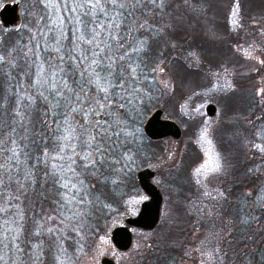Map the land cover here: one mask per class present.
Masks as SVG:
<instances>
[{"label":"rangeland","instance_id":"1","mask_svg":"<svg viewBox=\"0 0 264 264\" xmlns=\"http://www.w3.org/2000/svg\"><path fill=\"white\" fill-rule=\"evenodd\" d=\"M8 1L22 3L21 0L6 2ZM40 1L41 9L35 7L30 0V3L24 7L21 4L19 12L21 22L17 33L23 38V46L25 43L23 52L26 56L25 60L29 59L27 63L29 70L25 76L28 78L33 76V83L32 81L24 83L25 89L21 98L26 100L31 95L35 96L34 91L39 89L40 97L46 92H51L57 102L61 103L66 119L64 123L69 125V120L72 121V128L64 127L62 137L58 141L59 148L64 146L63 152L59 150L54 153L45 150L43 155V158L47 157L45 163H48L52 156L62 157L54 161L51 159V170L70 203L69 213L65 218L69 222L63 219L62 227L55 225L57 229L51 228L53 231L46 233L52 242L47 250L52 249L54 252L55 249L56 254L59 251V255L62 256V262L58 259L57 264H100L103 257L111 258L115 264H130L138 254L146 250L158 249L164 246L163 242L170 243L174 248L173 245L177 240H179L178 248L182 247L183 243L186 244L179 257L181 264H255L254 260L251 262L247 254L249 247L243 246L245 242H250L251 236L248 234L249 238L246 237V239L236 237L243 232L236 233L233 214L224 215L220 204L224 198L226 202L236 198L231 192V182L235 175H238L239 172L236 173V171L240 166L236 164L237 161L235 164L231 162L232 152H235L236 148H241L245 153L250 154L264 152V18L257 20L261 22L251 23L255 33L253 29L250 32L242 28L240 24L237 26L242 29L238 31L234 29V24L229 25L231 20L226 22L224 27L220 24L217 26L208 24V20L213 18V11L215 10L218 17L222 13L223 6L212 9L210 13L212 6L208 1L196 0L198 4L193 7V11H191L192 8L185 9L179 1H172L166 13L159 16L162 26L157 31L160 32V38L169 43L170 40H176L177 44L174 42L169 45L176 51L179 45L178 40L175 36L167 37L166 31L176 35L181 34L182 31L186 35L187 31L190 34L187 38L196 41L204 40L206 32L209 37L217 40L216 44L222 43L226 37L229 43H234L233 49L229 52L233 62L230 66L229 64L215 66L213 65L215 59L207 56L205 65L202 67L203 64L195 54L200 48L199 44H192L191 49L187 44L190 42L185 43L187 47L185 49L188 52L184 58L185 65L188 68L191 64L200 65L201 71L202 69L205 72L211 70V74L214 73L215 76L213 75V83L206 84L203 80L206 75L195 71L199 76L196 74L195 77H190L189 82L185 84V89L189 91L177 99H174L171 68L162 61L150 69L147 66L150 75H154V79L148 86V90L152 93L147 98L154 101L151 107L156 106L148 116L153 110L161 109L164 111L163 118L174 121L181 129V136L178 139L167 136L152 140L143 131L144 123L139 130L133 122L135 119L130 114H125L123 105L131 99V95L124 93L120 97L116 88L111 86L109 77L105 78L99 73L100 79L97 80V77L92 74L93 70L80 69L83 79H85L84 74L90 78L89 92L86 91L87 88L77 93L73 91L72 82H69V79H72V72L64 69L68 63L72 64V46L76 47L72 42V23L69 22L72 21V4L65 3L64 0H56L55 3H49V0ZM236 14L238 13L234 16V13L225 10L224 18L226 17L227 21L229 17L235 18ZM239 15L243 19L241 13ZM60 18H63V25L60 24ZM53 21L56 22L53 23ZM106 26L107 24L104 23V27L108 29ZM0 27L2 28L1 25ZM140 30L139 32H142L145 29ZM239 32L243 36H240ZM61 35L63 39H59ZM238 41L241 44H236ZM57 48L60 51H57ZM152 49L155 54H158L162 47L156 43ZM61 55L64 56L62 61L59 59ZM87 62L88 59L81 62L86 65L85 68L88 67ZM222 82L226 85L225 89L217 87ZM105 88L106 91L103 90ZM57 90L62 95H56ZM156 90L158 92H155ZM119 98L122 104L117 102ZM209 103L216 107V114L212 118L205 113V107ZM73 108L78 110L73 111ZM120 131L127 132L134 139L141 140L143 136L148 141L163 144L164 150L161 156L155 154L157 157L155 156V159L147 164V167L154 171L151 182L158 187L162 195L160 220L157 225L160 229L154 235L152 231L132 229V245L127 251H118L112 245L110 241L112 228L124 224L125 218L136 216L141 202L147 199L143 190L139 193L132 187L133 191L124 198L119 211L107 204H104V210H98L99 217L102 219V223L98 225L99 233L95 240L86 245L87 249L80 248L79 243L83 242L84 237L80 234L81 227L83 226L84 233L88 229L84 225L86 216L81 209L73 208L72 203L77 202L79 206L82 204L77 201V196L84 187L83 183L91 182L95 179L94 176L100 174L99 168L104 161L111 162L112 167H107L103 171L112 184L122 183L131 176L129 172L133 166L130 157L122 158L125 168L124 164L114 160L121 148L117 149L113 140L119 137ZM101 135L109 138L108 144H104V147L95 141L101 140L99 139ZM65 136L69 138L62 139ZM218 138L222 142H219ZM149 148L154 153L159 149V145L153 143ZM192 148L196 152L199 151L198 155L188 163L184 182L178 183L173 180L169 172L172 166L178 163L180 155L182 158L183 151ZM209 149L212 150L211 153ZM211 154L218 156L220 170L205 175L206 170L202 169L201 174L197 175L196 169L205 165ZM118 155L122 157L121 153ZM245 159L246 161L239 163L245 165L249 161ZM254 159L257 160V158ZM53 164L56 165L55 169L52 167ZM256 171L261 172L258 168H250L248 173L253 174ZM262 174L264 178L263 171ZM65 182L69 183V187L75 184L76 188L69 191V188L62 186ZM136 182L139 185L137 178ZM242 184L246 185V183ZM248 198H251L250 195ZM87 203H90V200ZM50 216L55 217V220L60 217L58 212H51ZM48 222L51 223L50 219ZM258 231L260 229L254 232ZM151 240L154 242L153 247L150 245ZM81 254L83 255L80 256ZM255 260L257 264H264V257L255 258Z\"/></svg>","mask_w":264,"mask_h":264},{"label":"trees","instance_id":"2","mask_svg":"<svg viewBox=\"0 0 264 264\" xmlns=\"http://www.w3.org/2000/svg\"><path fill=\"white\" fill-rule=\"evenodd\" d=\"M0 1V3H4L7 0ZM172 1H179L185 9L192 8L191 11L198 4L196 0H163L162 5L160 0H156L155 3L151 0H139L138 3L136 0H123L124 7L111 4L104 5L111 10L112 16L117 17L116 23L120 26L118 29L115 26L112 29L107 26L108 29L103 27L104 33L101 31L100 40L102 43L99 48L75 40L73 32L76 25L73 22L72 42L79 47L74 48L72 46V64L68 63L64 68L72 72V79H69V82H72L73 91L77 93L87 88L86 91L89 92L90 78L86 74H84L85 79L82 78L80 69L85 71L86 65L81 63L80 56H87V66L93 59L98 60L99 63L92 68L87 67L88 70L94 68L95 72L100 73L105 78L109 77L111 86L116 88L115 90L119 92L120 97L124 93L131 95V99L123 105L125 114L128 113L135 119L133 122L140 130L150 111L156 107H151L154 101L147 98L152 93L148 90L149 83L154 79V75H150L148 67L149 69L152 66L155 67L158 62L162 61L163 64H167L171 68L172 75L170 77H172L174 85V99L189 91L185 89V84L189 82L190 77L193 78L196 74L199 76L195 71L206 75L203 78L206 84L213 83L215 74H211V70L205 72L203 69L201 71L200 65L191 64L189 68L185 65L184 58L188 53L185 49L187 48L185 43L190 42L187 44L191 49L192 44H199L200 48L195 54L203 64L202 67L205 65L207 56L215 59L213 63L215 66L219 64L226 66L229 64L230 66L233 59H231L229 52L233 49L234 43H229L224 37L222 43L217 42L216 44L217 40L209 37L206 32L204 33V40L196 41L187 38L190 35L187 31L186 35L184 31L179 35L169 34L166 31L167 37L175 36L178 40L179 45L175 51L174 47L169 45H172L176 40H170L169 43V41L161 39L160 32L157 31L162 26L159 16L166 13L167 9L171 7ZM204 1H208L212 6L210 13L212 9L223 6V15L220 13L217 17L214 10L213 18L207 19L208 24H215V26L220 24L221 27H224L229 20H231L229 25L234 24L233 19H235L237 21L234 24L235 30L239 31L246 28L250 31L253 29L255 33V28L251 26V23L261 22L257 20L264 18V0H202V2ZM20 2H22L20 5L22 4L24 7L30 3V0H21ZM32 2L35 7L42 8L40 0H32ZM73 7L75 5L72 4ZM225 10L238 14L235 18L229 17L226 21V17L224 18ZM85 11L86 9H78L77 12L72 11V21L79 15L81 19L91 25L93 18L91 15H85ZM240 13L243 19L239 15ZM117 14L119 15L117 16ZM96 19L106 24L109 22V18L102 14H98ZM237 24H240L242 28H239ZM81 28L83 34L88 38L89 29L83 26ZM140 29L145 30L139 32ZM80 34L77 33L76 35L79 36ZM210 34L214 36L213 33ZM239 34L243 36L240 32ZM112 35H116L117 39H112ZM156 43L162 47L158 54L152 51V46ZM236 44L241 43L238 41ZM206 47L209 48L206 49ZM24 50L25 43L23 46V38L17 33V30L10 31L0 27V57H3L0 60V165H3V168H0V234L7 237L4 243L8 244L7 248L0 244V249H2L0 255H3L7 264H57L58 259L62 262V256L59 255V251L56 254L55 249L54 252L52 249L47 250L52 242L46 233L50 232L49 229L51 228L57 229L56 226L62 227L64 225L63 219L68 221L65 218L69 213L70 203L64 194V189L57 184V179L51 170V157L48 163H45L47 157L43 158V155L45 150L54 153L59 152L58 141L62 137V129L64 127L72 128V121L69 120V125L64 123L66 119L61 103L57 102L51 92H46L40 97L41 91L39 89L34 91L35 96L31 95L26 100L21 98L25 89L24 83L26 81L31 83L33 79V76H29V78L25 76L29 70L27 64L29 59L28 61L25 60ZM93 52L99 53V55H93ZM217 87L225 89L226 85L222 82ZM119 101L117 102L122 104V101ZM141 111L144 112L141 113ZM66 114L68 115V113ZM99 139L101 140H95L98 141L99 145L104 147V144H108L109 138L106 135L105 138L101 135ZM217 140L222 142L220 138ZM113 142L116 143L117 149L121 148L119 153L122 156L120 157L118 153L117 157L115 156V161L124 164L125 168V162L122 158H131L133 166L129 172L131 176L122 183L114 182L112 184L103 171L107 167H112L111 162L104 161L99 168L100 174L94 176L95 179L91 182L83 183L84 187L81 188V193L77 196V201L82 204L79 206L77 202L72 203L73 208L83 211V215L86 216L84 225L89 229H86V233H84L83 226L81 227L80 234L84 237L83 242L79 243L80 248L87 249L86 245L95 240L99 233L97 231L98 225L102 223V219L99 217L98 210H104L107 204L119 211L124 198H127L133 191L132 187L140 193V185L137 184L136 178L134 179L132 175L136 176L139 170L147 167L149 161L155 159V154L161 156L164 150L163 144L157 141H148L143 136L141 140L134 139L127 132L122 133L121 131L119 137ZM153 143L159 145V149L154 153L149 148ZM14 152L15 155H13ZM198 152L194 148L183 151L182 158L180 155L178 163L173 165L174 167L172 166L169 172L173 180L178 181V183L184 182L187 165L198 155ZM232 153L231 162L235 164L237 161L236 164L240 166L236 171V173L239 172L238 175H235L231 182V192L236 198H231V202L229 200L226 202V198H224L220 205L224 215L233 214L236 233L243 232V234H237L236 237L246 239L248 234L251 236L250 242H245L243 246L249 247L247 254H249L251 262L254 260L257 264L255 258L264 257V178L262 174V171L264 172V152L250 154L245 153L241 148H236V151ZM243 156L249 159L245 165L239 163L246 161ZM254 158L257 160L255 161ZM117 166L119 167V165ZM246 167L249 168L246 169ZM250 168H258L261 172L256 171L249 174ZM242 183H246V185ZM249 195L251 198H248ZM89 200L90 203H87ZM51 212H58L60 217L55 220V217L50 216ZM49 219L51 223L48 222ZM159 229L158 226L155 231L151 232L152 235L157 233ZM259 229L260 231L254 232ZM13 237H16L15 244L19 246L21 250L19 252L13 246ZM258 239L261 240L258 241ZM163 244L164 246L158 247V249L141 252L130 264H181L182 261L179 260V257L182 255L183 246L186 247V244L183 243L180 248H178L179 240L174 243V248L170 243L163 242ZM150 245L154 246L152 240Z\"/></svg>","mask_w":264,"mask_h":264},{"label":"water","instance_id":"3","mask_svg":"<svg viewBox=\"0 0 264 264\" xmlns=\"http://www.w3.org/2000/svg\"><path fill=\"white\" fill-rule=\"evenodd\" d=\"M20 8L18 1H8L0 5V25L10 31H16L20 26ZM205 113L209 118L216 114V107L209 103L205 107ZM143 131L152 140L163 139L170 136L178 139L181 129L172 120L163 118V111L155 109L145 120ZM154 171L143 168L136 173V178L147 199L141 202L136 216L127 217L124 224L112 228L110 241L118 251L124 252L130 249L133 240L132 229H140L147 232L153 231L160 220L162 195L156 185L151 182ZM100 264H115L111 258L103 257Z\"/></svg>","mask_w":264,"mask_h":264},{"label":"snow or ice","instance_id":"4","mask_svg":"<svg viewBox=\"0 0 264 264\" xmlns=\"http://www.w3.org/2000/svg\"><path fill=\"white\" fill-rule=\"evenodd\" d=\"M55 2H56V0H49V3H55ZM64 2L65 3H71V4L75 5V7L72 8L73 12H77L78 9H81V10L86 9L85 15H91V17L93 18L91 25H89L83 19H81V17L79 15H77L74 18V21H69V22L70 23L74 22V24L76 25L75 30L73 32V38L75 40L83 41L84 43H86L90 46L94 45L96 48H99L100 44L102 43V41L100 40V34H101V31L104 27V22L96 19L97 15L102 14L103 16L109 18V22L107 24V27L109 29H112L113 26H115V28L118 29L120 25L118 23H116L117 17L112 16L111 10L106 8L104 5L111 4L113 6L119 5V7L125 6L123 0H64ZM136 2L138 3L139 0H136ZM151 2L155 3L156 0H151ZM160 4L161 5L163 4V0H160ZM118 15L119 14H117V16ZM234 16H235V13H234ZM55 22L56 21H53V23H55ZM233 23L236 24L237 21L235 19H233ZM60 24L63 25V18H60ZM81 26H83L86 29H89V37L88 38H86V36L83 34ZM77 33H81V34L79 36H77L76 35ZM59 39H63V35H61ZM112 39H117V36L112 35ZM57 42L59 43V40ZM76 47L78 48L79 45H76ZM73 50H75V49H73ZM57 51H60V49L57 48ZM93 55L98 56L99 53L93 52ZM2 59H3V57H0V60H2ZM59 59L62 61L64 59V56L61 55L59 57ZM86 59H87V56L82 55L81 62H83V60H86ZM98 63H99L98 60L93 59L91 61V63L88 65V68H92V66H94ZM109 67H111V65H109ZM88 68H86L85 71H88ZM62 70L63 69H61V71ZM92 74L97 77V80L100 79L99 73L95 72L94 68H93ZM53 87H55V85H53ZM65 87H67V85H65ZM103 90L106 91L107 89L105 88ZM56 95L60 96V95H62V93L57 90ZM77 110L78 109L73 108V111H77ZM68 138H69L68 136H65L62 139L67 140ZM202 139H204V137H202ZM206 142H208V141H206ZM208 143H210V142H208ZM63 150H64V146L62 145L60 148V151L63 152ZM211 152H212V150L209 149V153H211ZM13 155H15V152L13 153ZM51 159L54 161L57 159H62V157H60L59 155H56V156H52ZM52 167H53V169H55L56 165L53 164ZM0 168H3V165H0ZM220 168H221V164H220L218 156L216 154H211V155H209V159L206 161V164L202 165L201 168L196 169V174L200 175L202 172V169H205L206 171L204 172V174L207 175L208 173L218 172L220 170ZM69 169H70V166H69ZM197 182L199 183V181H197ZM62 186L69 188V191H71V189H73V188H76L75 184H71V186L69 187L68 182H65ZM49 231L51 232L53 230L49 229ZM17 235H18V233H17ZM6 239H7L6 236H4L3 234H0V244H3L4 248L8 247V244L4 243V241ZM15 239H16V237L12 238V243H13V246L15 247L16 251L19 252L21 250H20L19 246L15 244ZM0 251H2V249H0ZM0 264H7V262L4 261L3 255H0Z\"/></svg>","mask_w":264,"mask_h":264},{"label":"flooded vegetation","instance_id":"5","mask_svg":"<svg viewBox=\"0 0 264 264\" xmlns=\"http://www.w3.org/2000/svg\"><path fill=\"white\" fill-rule=\"evenodd\" d=\"M146 135V134H145Z\"/></svg>","mask_w":264,"mask_h":264}]
</instances>
